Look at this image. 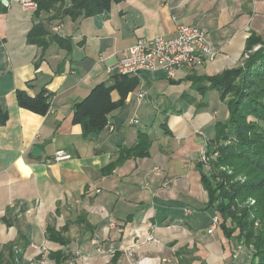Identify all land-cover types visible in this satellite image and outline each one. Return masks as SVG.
I'll use <instances>...</instances> for the list:
<instances>
[{
	"label": "crops",
	"instance_id": "1",
	"mask_svg": "<svg viewBox=\"0 0 264 264\" xmlns=\"http://www.w3.org/2000/svg\"><path fill=\"white\" fill-rule=\"evenodd\" d=\"M4 1L0 103L9 118L0 127V264H56L59 254L65 264H243V245L222 232L216 235L220 227L209 234L218 214L206 209L209 196L193 149L216 135L212 122L219 114L205 109L213 101L220 102L214 110L226 106L204 78L244 65L251 37L264 39V0H127L109 13L76 22L53 19L54 14L36 19L16 0ZM37 23L49 33L46 45L28 40ZM179 25L202 29L215 58L179 69L174 80L145 74L143 89L129 94L125 103L129 106L130 96L137 102L151 99L145 90L163 82L184 88L190 107L172 116L186 118L190 129H165L161 139L173 140L175 148L158 144L149 129H132V121L119 129L117 110L109 116L111 134L107 125L97 139L85 137L74 121L75 105L100 84H110L107 68L125 50L140 40L173 38ZM19 91L32 98L46 91L48 113L21 108ZM119 99L113 92V102ZM209 125L213 130L207 131ZM139 134L152 142L149 157L131 158L104 173L118 160L119 149L137 144ZM34 147L41 149L40 157L32 155ZM60 150L71 159L53 162ZM181 151L188 154L178 157ZM197 207L202 220L192 210Z\"/></svg>",
	"mask_w": 264,
	"mask_h": 264
},
{
	"label": "trees",
	"instance_id": "2",
	"mask_svg": "<svg viewBox=\"0 0 264 264\" xmlns=\"http://www.w3.org/2000/svg\"><path fill=\"white\" fill-rule=\"evenodd\" d=\"M37 9L34 17L54 14L53 19L68 17L72 21L109 13L114 5L127 0H32ZM7 12L0 0V14ZM49 33L42 23L35 24L28 40L46 45ZM61 45L62 40L56 39ZM3 40L0 39V47ZM255 45L261 47L253 51ZM248 56L242 67L206 77L211 89L219 92L226 104L228 117L216 125L214 140L209 141L206 157L210 170L199 163L201 183L209 196L208 207L214 208L224 236L252 250L251 264H264V39L251 37ZM141 84L137 77L111 76L110 84H100L88 97L74 107V121L83 127L85 137L100 135L108 125L109 116L124 107L126 100ZM120 99L113 102L112 93ZM47 92L32 98L25 91L17 93L19 106L46 115L50 109ZM9 115L0 103V127ZM165 129L166 125L164 126ZM152 142L139 134L133 147L119 149V157L103 172L111 173L131 158H147ZM217 155V156H216ZM251 201L254 204L251 205ZM215 204H217L215 208ZM57 234V233H56ZM56 238L51 231V238ZM53 238V239H54ZM60 241V240H59ZM56 264H65L62 254L54 257Z\"/></svg>",
	"mask_w": 264,
	"mask_h": 264
},
{
	"label": "built area",
	"instance_id": "3",
	"mask_svg": "<svg viewBox=\"0 0 264 264\" xmlns=\"http://www.w3.org/2000/svg\"><path fill=\"white\" fill-rule=\"evenodd\" d=\"M23 10L35 11L37 5L32 0H16ZM215 53L209 43L206 33L191 25H179L173 38L158 37L153 40H140L122 53L118 61L107 68L109 75L137 77L141 81L145 74L162 75L167 79H176L177 72L183 67H193L213 60ZM106 59L100 57L99 61ZM139 100L145 98V93L138 95ZM52 112V111H51ZM137 124L138 121L131 122ZM108 130L113 132L114 127L109 124ZM217 156V155H216ZM72 155L60 150L56 153L53 162H61L71 159ZM201 162L207 170H210L209 160L205 153ZM254 201H251V205ZM218 216L212 218V226L209 234L219 227ZM152 240V239H151ZM154 240V239H153ZM157 240H154L156 242Z\"/></svg>",
	"mask_w": 264,
	"mask_h": 264
},
{
	"label": "rangeland",
	"instance_id": "4",
	"mask_svg": "<svg viewBox=\"0 0 264 264\" xmlns=\"http://www.w3.org/2000/svg\"><path fill=\"white\" fill-rule=\"evenodd\" d=\"M171 86L172 85L169 82H163L160 84H156L155 88L145 90L146 95H148V97H150L151 99L145 98L141 102H137L136 100L132 101L133 96H130L129 106L124 105V107L118 109L114 115V122L116 123L117 127L121 129L124 126L128 127L127 125L131 121L132 122L138 121L137 124L129 126V127H132V129H138V130L149 129L147 130V132L150 131V137L153 140L157 141L158 144H160L161 146L163 145L164 148L170 149L169 151H172L175 148V143L173 142V140L169 139L170 141L169 143L166 141L163 142V140H161L162 138L166 136L165 131H164L165 130L164 126L166 125V128L168 130L170 129L172 130L173 129H190L189 122L186 120V118L184 117L175 118L174 116H172V114L177 115L178 111L181 108L182 110L186 111L190 107V103L188 100L184 98V92H183L184 88L174 89V88H171ZM142 89L143 88L140 87L137 92H139ZM206 100L209 101L210 103V98L206 97ZM218 103L220 104V102L213 101V104H210L209 108L205 109L209 113V115L214 114L215 111L219 114L218 120L215 119L217 122H214L215 120L212 122V123H215L214 125H216V123L220 122L221 120H224L225 114L227 113V110H226L227 106H225V108L223 107L216 108L214 110L212 106L214 105L216 107ZM166 107L169 109L167 110ZM192 113H194L193 110H192ZM210 128L211 129H207V131L213 130L212 127ZM108 133L111 134L110 131H108ZM104 134L108 135L107 131H105ZM207 146L208 145L207 144L205 145L204 143L194 144L193 150H196L194 152H197V154L194 157L196 165H199V163L201 162L202 155L207 151ZM184 153L188 154V151L186 152L181 151L177 156L182 158ZM216 206L217 204H215V208ZM197 209L198 207L192 210L195 211V216L200 215L201 217L200 219L202 220L204 217V213L201 212L202 209L200 210H197ZM213 211L214 213H217L214 208H213ZM206 225H207V221L204 226ZM220 233H221V230H218L216 235L218 234L220 235ZM239 254H242V256L239 258V262H243L245 260L243 264H251L252 250L244 247L241 249V253ZM235 264H238V263H235Z\"/></svg>",
	"mask_w": 264,
	"mask_h": 264
},
{
	"label": "water",
	"instance_id": "5",
	"mask_svg": "<svg viewBox=\"0 0 264 264\" xmlns=\"http://www.w3.org/2000/svg\"><path fill=\"white\" fill-rule=\"evenodd\" d=\"M3 4H4V5H7L8 2H7V1H4ZM89 139H97V135H96V134H91V135L89 136ZM41 154H42V151H41L40 148H38V147H34V148L32 149V155H33V156H35V157H40Z\"/></svg>",
	"mask_w": 264,
	"mask_h": 264
}]
</instances>
